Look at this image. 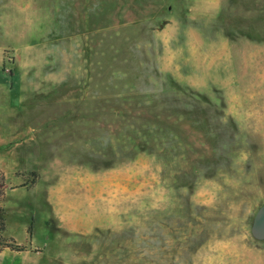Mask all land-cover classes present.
Wrapping results in <instances>:
<instances>
[{"label": "rangeland", "instance_id": "1", "mask_svg": "<svg viewBox=\"0 0 264 264\" xmlns=\"http://www.w3.org/2000/svg\"><path fill=\"white\" fill-rule=\"evenodd\" d=\"M0 264H264V0H0Z\"/></svg>", "mask_w": 264, "mask_h": 264}, {"label": "water", "instance_id": "2", "mask_svg": "<svg viewBox=\"0 0 264 264\" xmlns=\"http://www.w3.org/2000/svg\"><path fill=\"white\" fill-rule=\"evenodd\" d=\"M251 238L258 243H264V203L254 212L249 228Z\"/></svg>", "mask_w": 264, "mask_h": 264}, {"label": "trees", "instance_id": "3", "mask_svg": "<svg viewBox=\"0 0 264 264\" xmlns=\"http://www.w3.org/2000/svg\"><path fill=\"white\" fill-rule=\"evenodd\" d=\"M3 193L0 191V195ZM5 231V215L3 210L0 209V253L5 249H10L15 252H22L24 247L15 244L13 241H7L3 237V233Z\"/></svg>", "mask_w": 264, "mask_h": 264}]
</instances>
